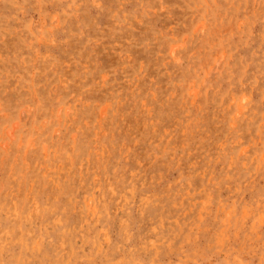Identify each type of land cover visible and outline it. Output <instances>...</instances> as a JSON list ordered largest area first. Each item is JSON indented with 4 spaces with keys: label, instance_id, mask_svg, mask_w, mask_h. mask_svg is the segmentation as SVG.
<instances>
[{
    "label": "rangeland",
    "instance_id": "1",
    "mask_svg": "<svg viewBox=\"0 0 264 264\" xmlns=\"http://www.w3.org/2000/svg\"><path fill=\"white\" fill-rule=\"evenodd\" d=\"M0 264H264V0H0Z\"/></svg>",
    "mask_w": 264,
    "mask_h": 264
}]
</instances>
